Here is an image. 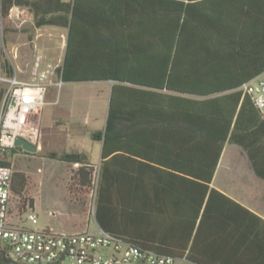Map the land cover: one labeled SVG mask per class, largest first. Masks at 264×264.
Wrapping results in <instances>:
<instances>
[{"label":"trees","instance_id":"16d2710c","mask_svg":"<svg viewBox=\"0 0 264 264\" xmlns=\"http://www.w3.org/2000/svg\"><path fill=\"white\" fill-rule=\"evenodd\" d=\"M90 3L0 0V17L7 18L14 6L26 7L35 28L69 30L60 70L64 83L115 82L105 130L92 134L94 141L103 142L97 224L142 249L193 264H264V220L210 187L226 142L242 147L260 173L264 114L250 95L237 89L264 74V46L254 45V34L237 30L239 18L225 1L217 18L203 16L195 26L196 5L160 0V13L157 4L155 19L152 11L146 17L150 30L145 37L138 29L131 33L140 46L110 49L105 42H92L85 28L104 36L102 26L109 24V16L88 7ZM117 19L112 17L113 23ZM4 69L13 73L9 61ZM128 84L204 97L237 91L192 101L189 109L182 104L187 99ZM16 150L24 151L18 147L11 152ZM51 158L79 164L81 185H89L93 165L86 154L54 153ZM141 158L161 169L137 160ZM16 176L15 198L25 188L24 176ZM180 217L184 223L176 224ZM0 264H20L1 243Z\"/></svg>","mask_w":264,"mask_h":264},{"label":"crops","instance_id":"0c3cea01","mask_svg":"<svg viewBox=\"0 0 264 264\" xmlns=\"http://www.w3.org/2000/svg\"><path fill=\"white\" fill-rule=\"evenodd\" d=\"M61 1L66 3L74 2V0ZM185 3L196 5V9L192 12L194 15L193 24L195 26L198 25L197 19L202 18L203 16L217 18L216 14L219 10V7H222L224 4V6H227V10H229L233 13L234 16L239 18V26H237V30L248 31L249 33L254 34L252 38L254 40V45L264 46V0H185ZM157 4H159L158 6L160 13V0L159 3L157 0H91V3L88 7H91L93 9L95 8L98 11L103 12V15H108L109 24H105L106 26H102L105 27L104 36L96 32L93 28H90L88 26H85V28L92 34V42H105L106 47L110 49L118 48L123 51L129 48H135V46H140V44H135V41H133L135 40V38H130L131 33L136 32L135 30L138 29L144 36L146 34V31L150 30L148 25H146V17L152 15L153 13V17L155 19ZM220 4L222 6H220ZM115 16L120 17L121 19H117V22L113 23L112 17ZM130 17H137V20L131 23L128 21ZM27 22H32V20H28ZM43 29H52V32L63 34L65 38L64 48L66 51L67 41L69 37L68 29H61L58 27L35 28L36 31ZM153 36V43L155 44V26H153ZM43 52L44 51H38L37 53L40 56L35 57L36 60H34V62H32L31 64V69L29 71V77L31 79H34V77H36L45 66L44 58L46 54ZM107 55L109 57V52H107ZM16 56H18V52L15 55V58ZM64 57L65 55L63 56V62ZM112 62L119 61L114 60ZM24 73L26 72H23L21 69L19 70V74ZM259 77L264 79V74L256 78ZM114 84V81H109L108 106L105 112L106 114L104 113L105 122L100 125H98L97 123V121H99L98 118L94 119L91 109L88 105V101H81L78 98L74 99L73 97L70 99H66L65 101L61 99H49L47 101L46 107L60 106L62 105V103H64V106L62 108H60L59 110L56 109L55 111L47 115V118H49V116L51 115L49 120L53 123L56 122L55 116L58 118V138L56 140L57 145H55L54 140L46 141L45 138L43 139V141L41 140L42 142L40 143L42 150L44 152H47L48 158H51L52 154L57 153V151L63 148V150H65V152L67 151V153L80 152L86 154L89 162L93 166L96 165V163H102L103 142L94 141L92 139V134L97 131L105 130ZM128 85L131 87H138V89H142L144 91L187 99L191 103L185 102L182 104H184L185 107L190 106L189 109L192 108V101L203 102L212 99L214 96L216 97L227 95L234 91L241 90V88H238L237 90H228L214 96L204 97L192 93H181L167 89L134 86L131 84ZM137 160L146 163L153 168L161 169L160 165L154 164V162L147 160L146 158ZM258 167L260 173L254 169L247 153L243 150L242 147L226 142L210 187L222 193L223 195L228 196L233 201L245 207L250 212L264 220V149L261 150L260 160H258ZM180 206L181 203L179 207ZM204 206L197 218L196 228L198 227L202 219ZM221 208V206H218L217 212L219 213V216L220 214H223L224 216V211H222ZM70 219H72V216L70 217ZM175 223H184V221H182V218L180 217V219ZM195 233L193 235H195ZM178 260L186 259L184 258ZM188 262L190 264H193L190 261Z\"/></svg>","mask_w":264,"mask_h":264},{"label":"rangeland","instance_id":"374dc122","mask_svg":"<svg viewBox=\"0 0 264 264\" xmlns=\"http://www.w3.org/2000/svg\"><path fill=\"white\" fill-rule=\"evenodd\" d=\"M21 8L29 11L26 7ZM30 15L33 22V15L31 13ZM32 22L22 24L21 19L16 17L10 18L9 15L5 19L0 17V39H3L1 47L3 67L4 62L9 61L18 70L21 69L26 72L19 74L26 81H32L29 77V71L32 62L36 60L35 57L40 56L38 51H44L43 53L46 54L45 66L48 64L63 65V56L65 55L64 35L52 32V29L36 31ZM17 52L18 56L15 58ZM108 87L109 81L69 83L64 84L61 89L50 87L47 101L49 99L65 101L72 97L81 101H88L92 115L94 119L98 118L97 123L100 125L105 122L104 113L107 110L109 97ZM63 104L54 107L45 106L37 115L30 116V127L39 134L37 153L30 154L16 150V152L6 155L7 161L13 166L14 173L25 178V188L21 197L14 198L12 203V216L17 225L24 226L25 222L26 227L30 229L53 228L55 232L59 233L94 230L96 224L93 212L96 218L102 163H96L93 166L90 183L84 187L81 185L77 172L80 167L79 164H68L48 158L47 152H44L40 146L44 138L46 141L54 140L55 145H57L58 118L55 116L56 122L53 123L49 120L51 115L49 118L47 115L62 108ZM57 153H65V150L62 148ZM19 183L20 177L16 176L14 186H18ZM31 200L34 202L33 206L30 205ZM30 210L38 215L39 223L37 225H33L27 220ZM71 216L72 219H70ZM175 264L190 263L186 260H177Z\"/></svg>","mask_w":264,"mask_h":264},{"label":"built area","instance_id":"2783aa9c","mask_svg":"<svg viewBox=\"0 0 264 264\" xmlns=\"http://www.w3.org/2000/svg\"><path fill=\"white\" fill-rule=\"evenodd\" d=\"M9 17L21 19L22 24L32 20L28 10L17 6L11 8ZM2 44L0 39V243L8 248V257L20 264H175L178 259L157 255L104 231L96 223L94 212V230L73 233L30 229L25 222L19 226L13 220L14 169L6 155L18 148L19 137L39 147V134L31 129L30 116L47 105L50 87L61 89L65 83L62 65L57 64L46 65L32 81L23 80L13 64L9 74L1 60ZM241 90L264 114V79L247 82ZM27 220L33 225L39 223L33 210Z\"/></svg>","mask_w":264,"mask_h":264},{"label":"water","instance_id":"95a60500","mask_svg":"<svg viewBox=\"0 0 264 264\" xmlns=\"http://www.w3.org/2000/svg\"><path fill=\"white\" fill-rule=\"evenodd\" d=\"M16 146L21 147L24 151L30 154H35L38 151V148L35 145L20 137L16 139Z\"/></svg>","mask_w":264,"mask_h":264}]
</instances>
